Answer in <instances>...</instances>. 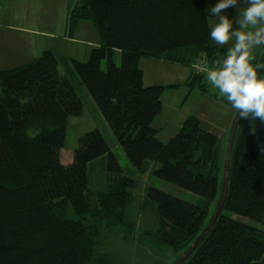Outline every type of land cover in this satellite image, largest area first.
<instances>
[{"label": "trees", "instance_id": "16d2710c", "mask_svg": "<svg viewBox=\"0 0 264 264\" xmlns=\"http://www.w3.org/2000/svg\"><path fill=\"white\" fill-rule=\"evenodd\" d=\"M80 21L93 23L101 45L88 63L72 67L132 167L145 173L156 163L157 179L205 200L201 206L154 187L146 192L142 207L155 212L157 228L143 235L177 263L217 212L216 206L209 219V203L218 205L222 195L226 150L194 116L168 143L159 140L154 123L161 98L177 87H145L139 61L191 68L199 57L211 66L222 59L224 51L209 38L205 0H82L68 27ZM253 63H264V46ZM188 79L192 90L208 91V81L192 69ZM0 89V264H122L105 251L101 236L128 243L134 230L127 210L139 183L124 174L99 130L79 139L71 164L61 162L68 121L82 116L84 106L57 56L44 52L0 71ZM254 126L255 132L240 119L223 212L184 264H264V125ZM105 166L108 186L96 193L89 170Z\"/></svg>", "mask_w": 264, "mask_h": 264}, {"label": "rangeland", "instance_id": "374dc122", "mask_svg": "<svg viewBox=\"0 0 264 264\" xmlns=\"http://www.w3.org/2000/svg\"><path fill=\"white\" fill-rule=\"evenodd\" d=\"M75 1L78 0H0V11L5 5V13L0 14V69L11 70L15 69L14 65H19L15 61L7 63L6 60L20 58L29 62L40 58L44 52H51L57 56L60 72L75 85L84 106L82 116L71 117L68 121L61 162L64 165L71 164L79 139L91 131L99 130L118 159L124 174L139 183L133 192L134 202L128 208L126 217V224L134 231L126 244L121 237L108 236L102 232L101 240L105 244V251L111 255H119L122 264H176V257H173L170 251L164 250L163 247L156 245L153 239L143 235L157 228L155 212L151 207L146 209L142 207L146 192L148 188L154 187L201 206L206 205L205 200L157 179L154 172L159 168L158 164L150 163L147 171L143 173L134 169L124 155L93 101L82 88L72 67V62L88 63L92 51L101 45L100 36L91 21H80L74 29L68 27L69 14L74 9ZM215 3L216 0H205V9ZM226 12L230 16H235L237 9L229 8ZM213 22L214 18L209 17V24ZM16 37H20V45L16 43ZM11 41L13 48L20 47L21 50L14 51L15 56L6 57L4 50ZM215 46L223 50L225 55L228 46L216 44ZM262 48L263 46H258L253 50V61L257 60ZM113 57L115 64L120 66L121 53L115 51ZM194 63L190 68L148 58L139 61L145 87H177L164 91L161 98L163 112L155 121L156 126L163 125L159 140L164 144L168 143L180 130L184 121L194 116L201 122V127L215 135L221 142L223 150H226L232 123L238 112L232 109L208 82L207 92L198 88L192 90L187 86ZM207 65L212 67L208 62ZM102 68L106 70V62H103ZM106 170V166L103 169L99 167L94 171L89 170V185L96 193L105 191L108 186ZM216 206L214 202L209 203V219L213 216ZM69 216L76 218L71 211ZM259 228L263 229L260 225Z\"/></svg>", "mask_w": 264, "mask_h": 264}, {"label": "clouds", "instance_id": "9594fccd", "mask_svg": "<svg viewBox=\"0 0 264 264\" xmlns=\"http://www.w3.org/2000/svg\"><path fill=\"white\" fill-rule=\"evenodd\" d=\"M233 7L237 13L230 16L226 10ZM205 12L214 18L209 38L228 46L206 72V80L255 132L257 122L264 125V72L258 71L264 63L252 62L253 50L264 46V0H216Z\"/></svg>", "mask_w": 264, "mask_h": 264}, {"label": "water", "instance_id": "95a60500", "mask_svg": "<svg viewBox=\"0 0 264 264\" xmlns=\"http://www.w3.org/2000/svg\"><path fill=\"white\" fill-rule=\"evenodd\" d=\"M240 118L237 113L230 130V135L228 139V144L226 148V155H225V163H224V170H223V181H222V195L220 198V201L217 205V212L213 216L212 221L208 225V227L205 229V231L199 236V238L193 243V245L188 250V254L182 256L176 264H184L186 259L192 254L193 251L196 250V248L200 245L201 242H203L206 238V236L213 230L215 227L218 218L220 217L221 213L223 212L225 202L227 200L228 196V185H229V178H230V166H231V155L233 151V145L236 138L237 130H238V124H239Z\"/></svg>", "mask_w": 264, "mask_h": 264}, {"label": "crops", "instance_id": "0c3cea01", "mask_svg": "<svg viewBox=\"0 0 264 264\" xmlns=\"http://www.w3.org/2000/svg\"><path fill=\"white\" fill-rule=\"evenodd\" d=\"M78 2H79V0H78V1H75V2L73 3V8H75V7L78 5ZM4 6H5V5H4ZM4 6H3L2 10L0 11V14L5 13ZM72 10H73V9H72ZM94 28H95V27H94ZM6 37H7V36H6ZM16 43H17L18 45H20V43H21L20 37H16ZM19 49L21 50L20 47H17L16 49L13 48V46H12V41H11V43H9V44L6 46L5 50H4V56H5V54H6V57H12V56H15L14 51L19 50ZM10 50H11V51H10ZM21 56H22V55H21ZM23 57H24V54H23ZM34 60H36V59H34ZM34 60H31V61L33 62ZM10 61H15V62H18V63H19V65H14V68H18V67H21V66H25V65H28V64L31 63V61L27 62V60H22V59H20V58H18L17 60H6L7 63L10 62ZM6 70H10V69H6ZM6 70H1V69H0V71H6ZM11 70H12V69H11ZM156 125H157V123L154 124L155 128H157V129H159V130H163V128H162L163 125H159V126H156Z\"/></svg>", "mask_w": 264, "mask_h": 264}, {"label": "built area", "instance_id": "2783aa9c", "mask_svg": "<svg viewBox=\"0 0 264 264\" xmlns=\"http://www.w3.org/2000/svg\"><path fill=\"white\" fill-rule=\"evenodd\" d=\"M211 68L209 65H207V62L204 58L200 57L198 58L192 68V71L197 74L201 75L206 79V72Z\"/></svg>", "mask_w": 264, "mask_h": 264}]
</instances>
